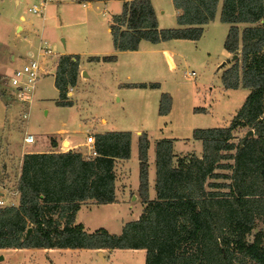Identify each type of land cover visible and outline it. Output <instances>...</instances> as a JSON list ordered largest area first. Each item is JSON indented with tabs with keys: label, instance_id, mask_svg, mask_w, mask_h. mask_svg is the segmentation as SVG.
<instances>
[{
	"label": "trees",
	"instance_id": "1",
	"mask_svg": "<svg viewBox=\"0 0 264 264\" xmlns=\"http://www.w3.org/2000/svg\"><path fill=\"white\" fill-rule=\"evenodd\" d=\"M172 2L178 26L159 28L150 0H125L109 23L114 49L137 50L141 40H198L203 26L214 19L219 0ZM220 20L229 24L224 49L241 56V65L235 59L224 70L222 84L232 89L241 85L249 92L227 126L193 130L192 138L202 144L201 156L184 155L174 164L172 139L158 140L156 196L150 199L149 140L141 132L138 195L144 208L117 234L105 228L88 232L75 218L87 201L116 200L114 165L117 159L130 157L129 131L95 133V154L90 156L72 149L26 152L17 176L18 204L0 207V248L144 249V264H264L262 229L249 238L256 222L264 225V0H222ZM79 59L78 54L59 57L54 74L57 105H72L66 96L76 85ZM116 59V53L88 57ZM126 86L158 88L159 83ZM170 106V95L162 93L158 113L167 114ZM242 126L254 134L235 145L232 131ZM51 145L57 143L52 140ZM228 159L233 163H222ZM218 168L231 173H216ZM209 178L230 182H208Z\"/></svg>",
	"mask_w": 264,
	"mask_h": 264
},
{
	"label": "rangeland",
	"instance_id": "2",
	"mask_svg": "<svg viewBox=\"0 0 264 264\" xmlns=\"http://www.w3.org/2000/svg\"><path fill=\"white\" fill-rule=\"evenodd\" d=\"M40 1L17 0L19 4H16L15 0H0V200L3 201L0 207L18 204L17 176L25 151L28 148L43 152L67 149L68 138L61 134L64 130L77 139H84L88 135L94 138L91 132L94 127L96 130L110 126L133 132L139 130L140 133L147 134L152 158L156 139L173 138L176 141V154L173 157L176 164L184 155L201 156V144L197 142L199 140L194 141L196 139L192 138L195 128L227 126L249 92L241 85L232 89L225 88L222 84L221 76L226 68L220 66L232 54L226 56L223 47L229 26L220 20V0L214 19L204 27L199 40L175 39L168 44L171 59L175 63L172 69H169L162 47L143 40L137 50L126 52L118 62L95 64L80 61L87 76L79 65L78 75L84 78L76 82L72 92L66 96L72 101V105H57L59 92L54 85V74L60 57L57 54L64 50L65 41L72 44L71 50L76 54L89 56L106 50L112 53L109 23L113 15L121 12L123 0H47L45 16L49 19L44 22L28 11L32 5H39ZM153 2L156 9L162 11V27L158 26L176 27L177 11L172 0ZM20 14L25 16V20L19 19ZM17 23H23L25 29H17ZM42 23L52 51L44 49L40 54L39 61L46 73L36 81L29 104L18 98L15 90L8 86L7 80L13 69L29 59L26 50L30 48L31 42L37 43ZM28 26L32 34H28ZM239 27L242 28L243 24ZM30 49L33 56H37L36 48ZM237 54L241 65L240 52ZM233 62L223 63V66L230 67ZM134 64H142L147 68L140 75L131 73V70L129 78H156L153 80L159 83V87L118 85L119 82H129L126 77L127 69ZM191 71L195 75L187 76ZM162 93H168L171 97L170 110L166 115L158 113ZM195 107L205 109L196 111ZM101 118L106 122L101 123ZM249 129L248 126L235 128L231 141L238 145ZM29 134L33 136L32 142L25 140ZM134 139L138 143L137 134ZM52 140L57 146L51 145ZM92 145L93 143L84 144L81 153L90 156ZM235 152L236 149L231 151ZM222 163H233V160H223ZM215 171L231 173L230 169L224 168ZM211 181L229 183L230 179L209 178L208 182ZM122 216L121 213L115 214V211L105 210L103 207L92 208L89 213L83 210L79 215L83 219L90 218L92 226L105 224L111 229L115 228V222ZM259 229H262L264 241V225L261 222H256L249 238L252 239ZM18 249L20 248L0 249V264L145 263V251L142 249H117L110 254L101 252L106 255L90 251Z\"/></svg>",
	"mask_w": 264,
	"mask_h": 264
},
{
	"label": "crops",
	"instance_id": "3",
	"mask_svg": "<svg viewBox=\"0 0 264 264\" xmlns=\"http://www.w3.org/2000/svg\"><path fill=\"white\" fill-rule=\"evenodd\" d=\"M124 1L125 0H123V2ZM150 1H151L153 9L155 11V15H156V18H157L158 25L160 27H162V23H161L162 11H158L156 9L153 0H150ZM15 2H16V4H19L20 1L17 2V0H15ZM219 2H220V0H219ZM84 5H85V3H83V6ZM45 9H46V5H45L43 11L40 14H35V15H37L38 17H40L42 19V22H44L47 19H49L47 16H45ZM19 19H21L23 21V20H25V16L23 14H20L19 15ZM207 24H205L203 26V28ZM176 26H178V24ZM228 26H229V24H228ZM15 27L17 29L21 28L22 29L21 31H23L25 29V26H24L23 23H17L15 25ZM15 31H16V29H15ZM27 31H28V34H32L31 28L29 26L27 28ZM203 32H204V30H203ZM46 36H47V34L45 32V28L43 27V23H42V29H41V33L39 34V38L37 39V43L36 42H33V43L31 42V44H30V48L31 47H32V49L36 48V53H37L36 55L37 56H35V57L38 58V59L40 58V54L42 53V51L44 49H49L50 51H52V48H51V45H50V41H49V39H47ZM61 40L63 41V44H64V39L62 38ZM174 40L175 39H170V40L161 41V42H158V43H151V42L148 41L151 45L161 46L162 47L161 50H162L163 54L165 55L167 63L169 64V69H172L173 67H175V63L171 59V52H170V50L168 48V44H171L172 42H174ZM111 41H112V39H111ZM145 41H147V40H145ZM193 41H197V40H193ZM141 42H143V40H141L140 43ZM71 46H72V44L68 43L67 40H66L65 44H64V50L62 52H59L57 54V56H60V55H63V54H76V53L73 52V50H71ZM112 47H113V44H112ZM30 48L28 47V49L26 50L27 57L30 54L33 55V52H32V50ZM130 51H135V50H120V51H116L114 49V47H113V52L112 53H116L117 54V59L115 61H111V62H118L120 60V58L123 56V54H125L126 52H130ZM108 52L109 51H107V50H106V52H96L95 55H89V56H103V55L112 54V53H108ZM225 53H226V56H230V53L227 52L226 50H225ZM78 55L80 57V59H79L80 69H82L83 71H85V68H84L83 64H81L80 61L84 60L86 62L95 63V64H105V63H107V62H104V61H88V57L89 56H87L85 54H78ZM227 59H231V60L229 62H223V63H228L229 64L230 62L234 61V60H232V57L231 58H227ZM27 61H28V59H27ZM223 63L220 66V68L224 69V68H227L229 66V65H226V67H224ZM146 68L147 67L143 66L142 64H140V65L139 64L138 65L134 64V65L129 66L128 69H127L128 74L126 76L129 79V80H127L129 82H119L118 85L125 86L128 83L157 82V81L153 80V79H156V78H153V79L152 78H146V79H143V78H129L130 77L129 76L130 75L129 72L131 70H132L131 73L140 75ZM153 69H155V68H153ZM86 76H87V74H86ZM82 78H84V77H81L80 75H78L77 82L80 79H82ZM187 79H189V78H187ZM189 80H191V79H189ZM144 88H150V87H144ZM34 91H35V89H34ZM33 95H34V92H33ZM33 95H32V98H33ZM105 122H106V120L104 118H101V123H105ZM96 129L97 128L94 127L93 131H91V132H93V134H95V133L104 132V131H129L131 133L130 157L127 158V159H117L115 161L114 171H115V175H116L115 176V197H116V200L114 202H112V203H106V204H94V203H92V201H87L86 203L82 204L80 206V208L77 210L75 220L78 223H82L83 226H84V229L86 231H88V232L93 231V230H95L97 228H105L110 233H117L118 234V233L121 232L122 227L125 224V222L137 219L141 215V213L143 211V208H144V204L142 203V201H141V199H140V197L138 195V186H139L138 143L134 139V135H136V134L139 135L140 131L138 130L136 132H133V131H130V130H125V129L120 130V129H117L115 126H110L107 129H104V128H99L98 130H96ZM61 134H65L67 136V138H68L67 139L68 147H67V149H58V150H53V151H66V150L72 149V150H77V151L83 152L82 146L84 144H87V143H85L86 142L85 141L86 138L77 139V138L73 137L70 134V132H68L66 130L62 131ZM86 136H87V134H86ZM160 139H162V138H158L154 142V155H153V158H152V155L150 153V147H151L150 143H149V146H148V196H149L150 199H154L155 196H156L155 189H154V185H155V143H156L157 140H160ZM171 139H172V151H173V154L175 155L176 154V151H175V143H176V141H174L175 139H173V138H171ZM194 141H197V140H194ZM197 142H199L201 144L200 141H197ZM61 144L63 145V142H61ZM201 147H202V144H201ZM91 149L93 151V148H91ZM45 151H47V150H45ZM26 152H43V151H41L39 149L28 148L25 151V153ZM188 152H191V151H188ZM185 153H187V152H185ZM201 153H202V151H201ZM136 161H137V164H136ZM100 207L105 208V210L111 209V210L115 211V214H120L121 213L123 215L122 217H119L118 220L115 222V228L114 229L109 228L105 224L98 225V226H92L90 218L86 217V219H83V218L79 217L80 212H82L83 210H85L86 212L89 213V212L92 211V208H100ZM123 217H125V218H123ZM0 249H5V248H0ZM21 249H24V248H20L18 250H21ZM32 249H34V248H32ZM43 249H46V250H54L55 249V250L61 251V252L62 251L65 252L66 250H68L70 252H81V251L88 252V251H90V252L98 254V255H100V254H105L106 255V253H101V252H107V253L109 252L108 254H110L114 250H117V249L110 250V249H106V248H101V249L43 248ZM142 250H144V249H142Z\"/></svg>",
	"mask_w": 264,
	"mask_h": 264
},
{
	"label": "built area",
	"instance_id": "4",
	"mask_svg": "<svg viewBox=\"0 0 264 264\" xmlns=\"http://www.w3.org/2000/svg\"><path fill=\"white\" fill-rule=\"evenodd\" d=\"M46 3L47 0H41L39 5L34 4L30 8H28V10L34 14H40L43 11ZM45 73L46 71L41 66L39 59L30 54L27 62L11 71V73L8 75L7 84L9 87L15 90L19 99L30 103L35 89V83L38 78ZM193 75H195V72L193 71L187 73V76ZM72 89L73 87H70L68 89V93L72 92ZM25 140L27 142H32L33 136L29 134L28 137L25 138ZM93 142V136L88 135L86 137V143ZM93 154H95L94 151L90 153V155ZM0 204H3V201L0 200Z\"/></svg>",
	"mask_w": 264,
	"mask_h": 264
},
{
	"label": "water",
	"instance_id": "5",
	"mask_svg": "<svg viewBox=\"0 0 264 264\" xmlns=\"http://www.w3.org/2000/svg\"><path fill=\"white\" fill-rule=\"evenodd\" d=\"M238 58V54H233L232 55V60H235V59H237ZM231 59H227L226 60V62H229ZM83 74H86V73H84V71H83ZM253 134H254V131L252 130V129H249L248 131H247V133H246V135L244 136V138L243 139H246V138H248V137H250V136H253ZM31 231V228H28V230H27V234L29 233Z\"/></svg>",
	"mask_w": 264,
	"mask_h": 264
}]
</instances>
